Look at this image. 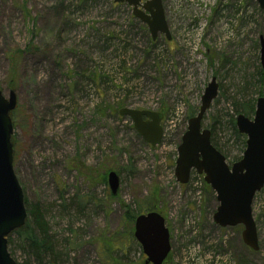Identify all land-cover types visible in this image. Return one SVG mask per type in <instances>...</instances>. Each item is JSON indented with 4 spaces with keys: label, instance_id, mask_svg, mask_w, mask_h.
I'll list each match as a JSON object with an SVG mask.
<instances>
[{
    "label": "rangeland",
    "instance_id": "374dc122",
    "mask_svg": "<svg viewBox=\"0 0 264 264\" xmlns=\"http://www.w3.org/2000/svg\"><path fill=\"white\" fill-rule=\"evenodd\" d=\"M162 2L171 41H153L133 8L114 0H0V90L18 98L14 172L27 209L39 205L57 257L36 256L14 236L17 264H102L100 239L125 232L121 203L136 212L156 192L171 233L166 264H264V190L253 203L255 252L243 226L215 224L219 203L203 176L194 171L186 186L175 177L182 137L214 77L220 95L204 128L230 166L243 156L231 121L235 103L264 94V10L257 0ZM16 50L25 53L12 80ZM122 108L164 114L162 143H146ZM89 168L117 172V199L96 176L89 181ZM141 254L133 244L129 262Z\"/></svg>",
    "mask_w": 264,
    "mask_h": 264
},
{
    "label": "water",
    "instance_id": "95a60500",
    "mask_svg": "<svg viewBox=\"0 0 264 264\" xmlns=\"http://www.w3.org/2000/svg\"><path fill=\"white\" fill-rule=\"evenodd\" d=\"M133 8V15L147 25L152 40L172 36L162 0H114ZM264 10V0H257ZM261 64L264 68V37L260 38ZM220 85L213 78L205 89L196 116L189 120L188 128L178 148L175 177L180 185H187L196 171L215 192L219 207L214 222L221 228L243 226L244 244L251 250H260L259 237L253 217V202L264 187V97L257 100L253 119L239 115L237 130L247 137V147L240 161L230 166L226 157L212 144V133L204 128L203 121L215 100ZM18 98L14 91L5 96L0 90V264H17L8 249L11 234L22 229L27 222L24 192L14 172V125L12 113L17 109ZM119 116L129 118L138 135L150 146L161 144L164 130L162 113L122 108ZM111 194L118 195L121 180L115 171L107 175ZM134 238L140 245L145 264H164L171 253V233L161 212L139 215L134 223Z\"/></svg>",
    "mask_w": 264,
    "mask_h": 264
},
{
    "label": "trees",
    "instance_id": "16d2710c",
    "mask_svg": "<svg viewBox=\"0 0 264 264\" xmlns=\"http://www.w3.org/2000/svg\"><path fill=\"white\" fill-rule=\"evenodd\" d=\"M25 52L21 50H16L10 56V76L11 79L14 80L18 76V69L22 55ZM264 69L260 70V84L262 85L264 82ZM259 97L264 96L262 91L258 92ZM257 99L244 97L240 104L235 103L234 108L237 115H244L247 118H252L255 114ZM233 126L234 135L237 138V142H239L241 146V153L243 154L246 150V137L239 134L236 128V119L231 121ZM211 131V130H210ZM212 133V144L228 159V154L223 148L216 142L214 131ZM242 157L237 158L236 160L239 161ZM236 161V162H237ZM86 176L90 181V177H95L96 179H100V183L103 185H107V174L112 169L104 170L103 174L100 175V171L93 170L92 168L86 169ZM207 190H211L207 185H204ZM110 198L117 199V196H110ZM121 207L124 210L123 216V227H125V232H115L112 235L111 239L102 238L100 239V258L102 264H145L144 256L141 254L140 262L133 263L129 262V252L130 248L133 244L139 245L134 236V223L136 218L139 215L153 212V211H160L159 202H158V194L157 192L152 194L149 199H147L143 204H140L137 208V211H132L130 206H125L121 203ZM27 209V205H26ZM28 212V221L26 225L14 232L10 235L8 240V249L12 255L11 245H13L14 240L13 237L17 236L18 240L24 244L26 247L29 248L36 256H40L41 254H45L49 256L53 263L57 259L53 252L52 248V237L49 234L48 224L45 222L44 217L41 213L39 205H34L30 210L27 209ZM32 217V221L29 218ZM118 238V239H117ZM13 257V255H12ZM168 261V260H167ZM166 261V263H167ZM165 263V264H166Z\"/></svg>",
    "mask_w": 264,
    "mask_h": 264
},
{
    "label": "flooded vegetation",
    "instance_id": "af4514ba",
    "mask_svg": "<svg viewBox=\"0 0 264 264\" xmlns=\"http://www.w3.org/2000/svg\"><path fill=\"white\" fill-rule=\"evenodd\" d=\"M163 116H164V114H163ZM164 119H165V116H164V118H163V120H162L161 124H163V123H164ZM239 161H240V160H239ZM237 162H238V161H237ZM191 176H192V174H191ZM190 180H191V178H190ZM189 183H190V181H189ZM189 183H188V184H189ZM188 184H187V185H188Z\"/></svg>",
    "mask_w": 264,
    "mask_h": 264
},
{
    "label": "built area",
    "instance_id": "2783aa9c",
    "mask_svg": "<svg viewBox=\"0 0 264 264\" xmlns=\"http://www.w3.org/2000/svg\"><path fill=\"white\" fill-rule=\"evenodd\" d=\"M175 127L174 125L172 126V128Z\"/></svg>",
    "mask_w": 264,
    "mask_h": 264
}]
</instances>
